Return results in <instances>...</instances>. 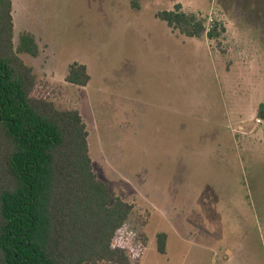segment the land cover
<instances>
[{"label": "rangeland", "instance_id": "374dc122", "mask_svg": "<svg viewBox=\"0 0 264 264\" xmlns=\"http://www.w3.org/2000/svg\"><path fill=\"white\" fill-rule=\"evenodd\" d=\"M12 3L15 45L37 44L20 53L37 93L79 111L94 172L133 205L132 264H264V0ZM177 3L225 32H172L156 12ZM73 62L86 85L66 80Z\"/></svg>", "mask_w": 264, "mask_h": 264}, {"label": "trees", "instance_id": "16d2710c", "mask_svg": "<svg viewBox=\"0 0 264 264\" xmlns=\"http://www.w3.org/2000/svg\"><path fill=\"white\" fill-rule=\"evenodd\" d=\"M12 0H0V264H132L141 248L120 236L133 205L113 196L89 156L86 125L76 109H60L37 93L31 66L35 38L15 45ZM156 17L185 37L219 40L224 25L177 3ZM84 64L66 80L84 86ZM257 115L264 119V103ZM165 253L166 233L156 236Z\"/></svg>", "mask_w": 264, "mask_h": 264}]
</instances>
